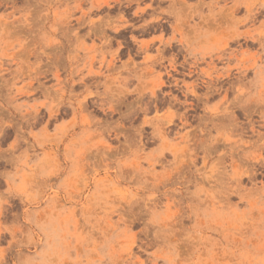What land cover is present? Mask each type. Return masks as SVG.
Segmentation results:
<instances>
[{
  "label": "rangeland",
  "instance_id": "obj_1",
  "mask_svg": "<svg viewBox=\"0 0 264 264\" xmlns=\"http://www.w3.org/2000/svg\"><path fill=\"white\" fill-rule=\"evenodd\" d=\"M0 264H264V0H0Z\"/></svg>",
  "mask_w": 264,
  "mask_h": 264
},
{
  "label": "bare ground",
  "instance_id": "obj_2",
  "mask_svg": "<svg viewBox=\"0 0 264 264\" xmlns=\"http://www.w3.org/2000/svg\"><path fill=\"white\" fill-rule=\"evenodd\" d=\"M232 1V0H231ZM234 1V0H233ZM242 2V1H241ZM214 7V6H213ZM235 10V9H234ZM218 11H220V10H218ZM219 13V12H218ZM214 15H215V13H213ZM234 14V13H233ZM218 16L220 17V15L218 14ZM225 16V15H224ZM213 17V16H212ZM216 17V16H215ZM222 17V16H221ZM232 17V16H231ZM209 19H210V17H209ZM232 19H233V17H232ZM210 20H212V19H210ZM209 20V21H210ZM215 20H217V19H215ZM227 19H224V21H226ZM236 21V20H235ZM207 22L208 21H206L205 23L207 24ZM214 22V21H213ZM199 24V23H198ZM230 25H231V23H229ZM203 25V24H202ZM181 26V25H180ZM179 26V27H180ZM225 26V25H224ZM229 26V25H228ZM235 26V25H234ZM203 27V26H202ZM199 28L201 29V26H199L198 25V27H194V29H193V31H190V32H192V36H193V38L192 39H194L197 35H195V32L197 31V30H199ZM234 28V27H233ZM235 29V28H234ZM178 30H180L179 28H178ZM191 30V29H190ZM178 32H180V33H182V31H178ZM231 32V31H230ZM179 33V34H180ZM229 33V32H228ZM238 34V33H237ZM236 34V35H237ZM181 36H183V38L186 40V42L188 43V46H189V43H191V40L190 39H187V38H185L186 37V35H185V33L184 34H182ZM206 36V35H205ZM225 36V35H224ZM239 36V35H238ZM229 37V36H228ZM228 37H225L226 39V41H228L227 40V38ZM236 37V36H235ZM240 37V36H239ZM207 38V37H206ZM233 38V37H232ZM237 38V37H236ZM230 39H231V37L229 38V41H230ZM222 42V41H221ZM146 45V44H145ZM228 45H229V42H228ZM225 49V48H224ZM220 52H218L217 53V55H216V58H222V56L224 55V53H225V50H219ZM231 51H233V50H231ZM227 52V51H226ZM229 54H231V52H229ZM234 54V53H233ZM104 60V59H103ZM110 61V60H109ZM212 61V60H211ZM193 63V62H192ZM210 63V62H209ZM209 63H208V65H209ZM206 65V64H205ZM190 66V65H189ZM214 70V69H213ZM143 74V73H142ZM169 77V76H168ZM214 81H215V79H214ZM228 89V88H227ZM109 113V112H108ZM229 118V117H228ZM231 120V119H230ZM221 121H223V120H221Z\"/></svg>",
  "mask_w": 264,
  "mask_h": 264
}]
</instances>
